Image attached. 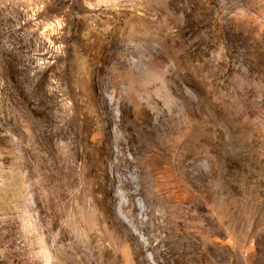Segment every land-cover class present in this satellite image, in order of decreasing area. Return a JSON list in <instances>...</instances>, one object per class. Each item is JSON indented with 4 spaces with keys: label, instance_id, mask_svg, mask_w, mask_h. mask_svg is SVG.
<instances>
[{
    "label": "rangeland",
    "instance_id": "1",
    "mask_svg": "<svg viewBox=\"0 0 264 264\" xmlns=\"http://www.w3.org/2000/svg\"><path fill=\"white\" fill-rule=\"evenodd\" d=\"M0 264H264V0H0Z\"/></svg>",
    "mask_w": 264,
    "mask_h": 264
}]
</instances>
